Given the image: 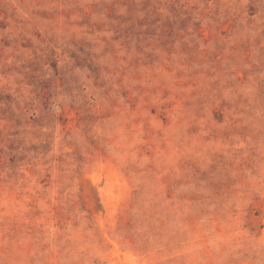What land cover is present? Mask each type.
I'll return each mask as SVG.
<instances>
[{"label": "rangeland", "instance_id": "obj_1", "mask_svg": "<svg viewBox=\"0 0 264 264\" xmlns=\"http://www.w3.org/2000/svg\"><path fill=\"white\" fill-rule=\"evenodd\" d=\"M0 264H264V0H0Z\"/></svg>", "mask_w": 264, "mask_h": 264}]
</instances>
